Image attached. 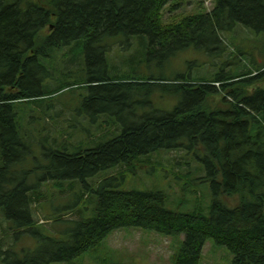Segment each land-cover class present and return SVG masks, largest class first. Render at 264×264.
Listing matches in <instances>:
<instances>
[{"label":"trees","instance_id":"obj_1","mask_svg":"<svg viewBox=\"0 0 264 264\" xmlns=\"http://www.w3.org/2000/svg\"><path fill=\"white\" fill-rule=\"evenodd\" d=\"M184 2H0V264L70 261L124 226L166 235L183 233L175 264H199L210 238L230 250L232 264H264V86L250 93L243 88L264 80V62L213 74L212 79L155 73L178 50L197 47L204 36L218 46L220 32L237 23L264 31V0H215L210 11H178ZM45 27L49 32H44ZM113 37L123 38L125 44L135 39L137 47L113 61L110 52L115 45L124 51L129 48L118 40L109 42ZM64 48L69 49L64 56L82 60L77 71L56 66L55 55ZM217 83L230 89L223 97L229 105L208 110L207 95L218 92ZM140 86L150 94L168 91L184 99L171 111L153 109L135 122L124 120L120 133L107 138V130L92 146L49 149L50 162L41 179H50L58 187L66 180H80L96 197L87 195L95 206L90 218L64 219L59 214L70 223L67 236L46 234L34 216L43 197L41 187L30 182L32 170H20L31 152L23 119L32 120L35 106L68 88H87L86 102L128 106L144 88ZM179 148L201 153L199 159L215 193L238 196L239 202L230 207L215 197L209 215L197 210L178 212L166 207L162 191L118 189L115 175L100 179L97 187L87 184L102 170L133 164L144 156L149 159L161 149ZM10 229L37 237V245L14 251Z\"/></svg>","mask_w":264,"mask_h":264},{"label":"rangeland","instance_id":"obj_2","mask_svg":"<svg viewBox=\"0 0 264 264\" xmlns=\"http://www.w3.org/2000/svg\"><path fill=\"white\" fill-rule=\"evenodd\" d=\"M214 1L186 0L178 11H210L214 7ZM44 32H49V28L45 27ZM220 35L222 41L218 46L212 44V39L204 36L197 41V47L194 44L178 50L163 69L155 70V73L166 77L184 73L192 77L204 76L212 79L213 74L236 72L253 67L255 61L264 62V31L258 32L237 23L230 29L222 30ZM117 40L122 42L123 38L108 39L109 42ZM125 45H129L127 51L117 45L113 47L110 52L113 61L118 62L125 53L131 52L132 46L137 47V42L134 39L131 44ZM67 51L69 49L64 48L56 53V66L65 72L77 71L82 60L64 56ZM216 86L218 92H210L207 95L210 108L208 110L224 109L229 105L223 97L228 95L230 89H223L220 84ZM257 86L263 87L264 80L243 88L250 93ZM140 87L144 88L134 96V103L130 100L131 104L128 106L100 101L86 102L85 97L89 94L87 88H68L48 99L42 106L34 105L32 120L28 116L23 119L24 135L31 145V152L21 164L20 170H32L30 182L37 184L38 188L41 187L43 197L34 216L46 234L67 236L66 230L70 223L62 221L59 214L61 213L64 219H77L82 216L90 218L95 213V206L89 204L87 195L96 197L80 180H66L62 187H58L50 179H41L46 173V165L50 162V157L46 154L49 149H60L66 145L72 151L80 144L84 147L92 146L98 135H107V130L110 131L107 138L120 133L124 120L131 118V122H135L144 114H150L153 109L171 111L184 99L181 95H170L168 91L156 90L150 94L146 86ZM228 99L231 100L232 97ZM200 155L201 153H194L185 148L161 149L148 155L150 160L144 156L143 161L102 170L96 176L88 178L87 184L97 187L100 179L115 175L118 189L162 191L166 194V207L178 212L197 210L209 215L215 197L234 207L239 202V197L215 193L210 176L209 179L206 178L208 170L199 159ZM70 205L75 206L69 208ZM85 206L87 209L82 208ZM10 231L14 251L25 247L34 248L37 245V237L30 233L18 229ZM184 237L183 233L166 235L140 226L119 227L95 247L74 259L50 264H175V254ZM5 239L9 240L7 237ZM232 258L233 254L226 246L218 245L210 238L203 247L199 264H232Z\"/></svg>","mask_w":264,"mask_h":264},{"label":"bare ground","instance_id":"obj_3","mask_svg":"<svg viewBox=\"0 0 264 264\" xmlns=\"http://www.w3.org/2000/svg\"><path fill=\"white\" fill-rule=\"evenodd\" d=\"M47 10V9H46ZM59 13V12H58ZM30 14V13H29ZM38 21V20H37ZM27 29V28H26ZM37 39V38H36ZM37 41V40H36ZM96 49V48H95ZM45 50V49H44ZM105 50V49H104ZM49 53V52H48ZM133 61V60H132ZM39 66V65H38ZM19 77V76H18ZM231 78V77H230ZM167 83V82H166ZM128 84V83H127ZM45 98V97H44ZM17 101V100H16ZM142 161V158H141ZM148 161V160H147ZM131 166V165H130ZM210 174V173H209ZM114 179V178H113ZM199 181V180H198ZM110 191V190H109ZM166 195V194H165ZM199 198V197H198ZM87 209V208H86ZM93 211V210H92ZM7 262V261H6Z\"/></svg>","mask_w":264,"mask_h":264}]
</instances>
